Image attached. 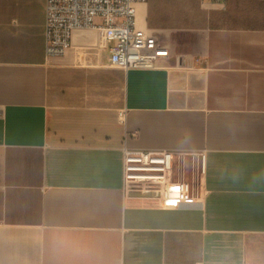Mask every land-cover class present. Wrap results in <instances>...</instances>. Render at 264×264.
<instances>
[{
	"label": "crops",
	"instance_id": "obj_1",
	"mask_svg": "<svg viewBox=\"0 0 264 264\" xmlns=\"http://www.w3.org/2000/svg\"><path fill=\"white\" fill-rule=\"evenodd\" d=\"M44 3L0 0V264H264V0L136 3L150 69L98 28L46 58ZM124 146L192 157L194 199L126 192Z\"/></svg>",
	"mask_w": 264,
	"mask_h": 264
},
{
	"label": "built area",
	"instance_id": "obj_2",
	"mask_svg": "<svg viewBox=\"0 0 264 264\" xmlns=\"http://www.w3.org/2000/svg\"><path fill=\"white\" fill-rule=\"evenodd\" d=\"M147 0H45L44 54L59 57L77 28H98L109 47V64L123 69L154 68L166 56L154 36L136 28L135 4ZM99 20V22H97ZM182 151L123 147L126 192L155 194L162 207L177 209L194 198L191 186L175 173Z\"/></svg>",
	"mask_w": 264,
	"mask_h": 264
},
{
	"label": "rangeland",
	"instance_id": "obj_3",
	"mask_svg": "<svg viewBox=\"0 0 264 264\" xmlns=\"http://www.w3.org/2000/svg\"><path fill=\"white\" fill-rule=\"evenodd\" d=\"M188 160L185 164H182L180 161V164L176 165V171L175 173L179 174L180 177H185V180L191 184L192 189L196 180V177L199 175V163L194 161L192 157L188 156ZM182 159V158H181Z\"/></svg>",
	"mask_w": 264,
	"mask_h": 264
},
{
	"label": "water",
	"instance_id": "obj_4",
	"mask_svg": "<svg viewBox=\"0 0 264 264\" xmlns=\"http://www.w3.org/2000/svg\"><path fill=\"white\" fill-rule=\"evenodd\" d=\"M137 196H147V197H153L156 196L155 194H149V193H141V192H135Z\"/></svg>",
	"mask_w": 264,
	"mask_h": 264
}]
</instances>
